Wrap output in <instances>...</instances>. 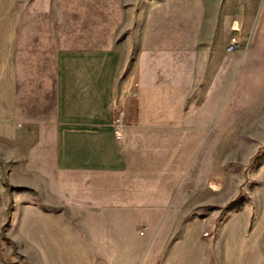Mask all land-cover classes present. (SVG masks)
Returning a JSON list of instances; mask_svg holds the SVG:
<instances>
[{"label": "rangeland", "instance_id": "1", "mask_svg": "<svg viewBox=\"0 0 264 264\" xmlns=\"http://www.w3.org/2000/svg\"><path fill=\"white\" fill-rule=\"evenodd\" d=\"M16 16L32 69L59 50L128 47L146 73L167 77L174 118L213 111L177 200L181 224L212 220L217 235L239 214L264 250V0H17ZM29 132L0 141V264H87L95 229L61 206L51 156Z\"/></svg>", "mask_w": 264, "mask_h": 264}, {"label": "crops", "instance_id": "2", "mask_svg": "<svg viewBox=\"0 0 264 264\" xmlns=\"http://www.w3.org/2000/svg\"><path fill=\"white\" fill-rule=\"evenodd\" d=\"M16 3L0 0V141L38 134L56 198L95 229L87 264H264L239 214L217 235L212 220L181 224L177 200L206 152L213 111L174 118L167 77L146 73L128 47L59 50L32 69L19 55Z\"/></svg>", "mask_w": 264, "mask_h": 264}, {"label": "built area", "instance_id": "3", "mask_svg": "<svg viewBox=\"0 0 264 264\" xmlns=\"http://www.w3.org/2000/svg\"><path fill=\"white\" fill-rule=\"evenodd\" d=\"M123 125H124V115L121 114L114 122L115 129L118 131V133H119V129H121V127H123ZM140 235H144V232H141Z\"/></svg>", "mask_w": 264, "mask_h": 264}]
</instances>
